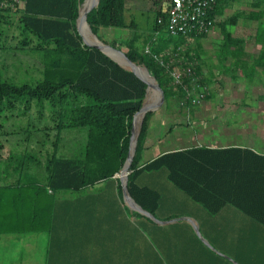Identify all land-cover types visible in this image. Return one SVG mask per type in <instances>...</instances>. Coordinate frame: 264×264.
Here are the masks:
<instances>
[{
	"label": "trees",
	"instance_id": "1",
	"mask_svg": "<svg viewBox=\"0 0 264 264\" xmlns=\"http://www.w3.org/2000/svg\"><path fill=\"white\" fill-rule=\"evenodd\" d=\"M83 1L25 0L16 10L0 6V50L36 54L41 75L33 83L2 80L0 106L6 101L13 109L21 101L29 104L32 100L47 105L49 124L41 130H56L55 142L65 128L87 129L85 145L79 156L57 157L58 149L44 156V182L21 181L19 178L0 185V234L47 230L51 199L48 189L51 193L77 190L112 178L119 174L126 159L132 123L145 98L146 83L101 51L83 44L76 29L78 9ZM169 1L166 0L163 6L157 2L154 9L143 14L151 24L146 33H141L134 19L125 20L126 0H99L97 6L88 12L86 21L101 41L118 50L120 43L106 37L113 28L127 29L129 36L123 53L148 69L163 91L167 110L175 104L178 113H185L184 108L191 106L189 98L193 97L187 93L192 88L191 81L200 77L199 82L204 86L209 81L202 77L201 67L195 61L182 65L185 70L180 84L174 85L171 72L180 58V47L188 39L198 40L207 33L170 35L166 30ZM246 2L250 7L248 11L238 10L218 20L216 17L223 14L228 3L227 0H215L208 17L214 21L213 28L218 27L221 34L215 51L219 73L230 74L231 79L248 81L257 74L264 77V0ZM239 19L258 23L255 42L261 48L252 64L244 59L247 56L244 39L233 37L227 30L228 26L237 25ZM194 55L198 59L197 51ZM257 67L261 68L262 74L257 72ZM204 97L209 98L208 95ZM154 112L145 114L140 127L127 177L131 197L155 216L160 192L140 185L138 178L147 172H164L167 181L177 191L208 215L206 225L212 224L211 233L201 226L200 233L223 254L205 246L187 221L175 222L173 225H187L191 231L189 245L195 248L192 258L196 264H233L228 258L238 264H264V154L247 146L194 145L168 150L141 164ZM50 146L54 148L51 143ZM3 178L0 175V180ZM225 209L235 211L233 222L230 212L228 218H217ZM132 215L145 232L150 227H166L137 212L133 211ZM163 235L164 241H170L171 248H177L174 242L172 246L170 232ZM161 250L164 252L159 254L162 262L177 264L178 257L170 259L165 256L166 249Z\"/></svg>",
	"mask_w": 264,
	"mask_h": 264
},
{
	"label": "rangeland",
	"instance_id": "2",
	"mask_svg": "<svg viewBox=\"0 0 264 264\" xmlns=\"http://www.w3.org/2000/svg\"><path fill=\"white\" fill-rule=\"evenodd\" d=\"M246 1L227 0L228 5L224 8L223 15L217 19L227 18L238 10L248 11L250 7ZM157 2L165 4L166 0H126L125 20L134 19L138 22L141 33H146L151 24L143 18V14L154 9ZM1 24L3 25V22ZM257 24L255 21L239 19L237 25L227 28L234 37L244 39L243 47L247 55L244 59H247L249 64L257 58L261 48L255 42ZM109 35L106 38L118 41V47L125 52L124 44L129 31L113 28ZM220 41L218 27H212L204 38L188 39L185 45L180 47V58L176 61L179 73H183L182 65L195 61L201 67L202 77L209 82L206 86L200 84V77L191 81L192 88L187 90V93L193 97L189 98L191 106L184 108L185 113H178L175 104L172 109L167 110L164 102L154 110L150 123L155 126L150 135L157 138L155 150H160L159 147L165 145H168V148H186L199 144H227L225 138L221 141L219 137L226 134H243L245 136L243 139L239 136L240 140L247 143L251 141V144L257 143L258 140L264 142V77L257 74L247 81L240 78L231 79L230 74L219 73L215 51ZM195 51L199 53L198 59L194 58ZM37 57L30 52L0 50V82L8 80L15 83H33L38 80L41 75ZM256 70L262 74L260 67ZM209 73L212 75L209 76ZM206 95L209 98H205ZM185 102L186 100L182 101V104ZM38 103L37 100H32L29 104L21 101L12 109L3 101L0 106V175L5 177L0 181V185L12 183L19 178L21 181L35 180L42 183L45 181L46 154L49 156L58 149L57 157H75L79 156L85 145L86 128H65L61 131L58 142H55L56 130H41L49 124V110L47 105ZM240 140L238 141L241 142ZM1 245L2 242L0 253ZM7 248L12 251L10 247ZM2 261L0 258V264ZM28 264L40 262L37 258Z\"/></svg>",
	"mask_w": 264,
	"mask_h": 264
},
{
	"label": "crops",
	"instance_id": "3",
	"mask_svg": "<svg viewBox=\"0 0 264 264\" xmlns=\"http://www.w3.org/2000/svg\"><path fill=\"white\" fill-rule=\"evenodd\" d=\"M154 126V123H150L141 164L168 150L183 149L168 148L169 146L165 145L159 147L160 150H155L157 138L150 135ZM239 136L243 139L245 135H219L220 140L225 138L227 144L203 145L247 146L264 154L263 141L258 140L257 143L251 144V141L247 143L240 140ZM138 183L160 192L156 218L166 221L180 216L192 217L199 227L211 233L209 228L212 224L209 222L206 225L208 215L177 191L167 181L164 172L143 173L139 176ZM119 186L121 187V181L114 176L77 190L67 189L51 193L48 189L47 193L51 195L49 228L41 232L0 234V244L1 242L3 244L0 253L3 260L1 264H28L37 258L40 264H167L159 257L163 252L161 248L166 249L165 256L170 259L178 257L177 264H196L192 258L195 248L189 245L192 241L189 235L191 231L187 225H173L184 220L169 224L155 223L166 227L157 229L150 227L145 232L140 227V222L133 217V211L126 204L122 188L119 190ZM228 212L233 222L235 217L233 210L225 209L217 218H228ZM166 232L172 234V246L174 247L176 243L177 248H171L170 241L163 240L165 237L163 234Z\"/></svg>",
	"mask_w": 264,
	"mask_h": 264
},
{
	"label": "water",
	"instance_id": "4",
	"mask_svg": "<svg viewBox=\"0 0 264 264\" xmlns=\"http://www.w3.org/2000/svg\"><path fill=\"white\" fill-rule=\"evenodd\" d=\"M98 2L99 0H84L78 9V17L76 19V29H77L78 34L81 36L83 44L86 46L92 47V48H96L97 50L101 51L103 54H105L110 59L115 61L119 66H121L122 68L128 71L133 72L137 77H139L143 82L146 83L145 98L143 100V103L140 109L135 114V117L132 123L128 153L124 161V164L122 166V169L120 170L119 174L116 175L121 181L122 194L124 196L125 202L132 211L137 212L146 218H149L151 221L157 224H169V223H173L178 220L187 221L193 228L195 235L199 238V240L205 246H207L209 249H211L215 253L223 256V254H221L218 250L214 249L211 246V244L202 236L199 230L198 223L194 218L188 217V216H180L178 218H172L166 221L159 220L154 215L144 210L130 196V193L127 188V177L130 172L129 168H130L133 156L135 154L140 127H141L145 114L149 111L156 110L162 105L163 91L161 87L159 86V84L156 82V80L150 75L148 69L145 66L132 61L122 51L112 47L109 44L104 43L91 31L89 25L87 24L86 18H87L88 12L92 10L94 7H96ZM139 71H141V73ZM153 92H154L155 98L152 102L148 103L147 99ZM228 259L233 264H238L232 259L230 258Z\"/></svg>",
	"mask_w": 264,
	"mask_h": 264
},
{
	"label": "built area",
	"instance_id": "5",
	"mask_svg": "<svg viewBox=\"0 0 264 264\" xmlns=\"http://www.w3.org/2000/svg\"><path fill=\"white\" fill-rule=\"evenodd\" d=\"M25 0H0L1 7L16 10ZM215 0H170L167 7L166 30L170 35L193 32L195 35L209 33L213 20L208 17ZM160 22V20H158ZM146 52L148 49L146 48ZM182 71L183 67H181ZM174 85L180 84L181 74L175 69L171 72Z\"/></svg>",
	"mask_w": 264,
	"mask_h": 264
},
{
	"label": "bare ground",
	"instance_id": "6",
	"mask_svg": "<svg viewBox=\"0 0 264 264\" xmlns=\"http://www.w3.org/2000/svg\"><path fill=\"white\" fill-rule=\"evenodd\" d=\"M85 32V31H84ZM141 73V71H139ZM155 96H154V92L149 96V98L147 99V102H152L154 100Z\"/></svg>",
	"mask_w": 264,
	"mask_h": 264
}]
</instances>
